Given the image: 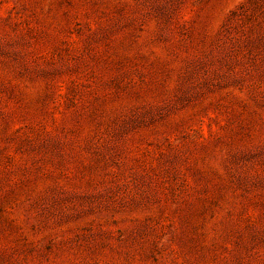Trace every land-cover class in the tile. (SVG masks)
<instances>
[{"label":"rangeland","instance_id":"374dc122","mask_svg":"<svg viewBox=\"0 0 264 264\" xmlns=\"http://www.w3.org/2000/svg\"><path fill=\"white\" fill-rule=\"evenodd\" d=\"M0 264H264V0H0Z\"/></svg>","mask_w":264,"mask_h":264}]
</instances>
